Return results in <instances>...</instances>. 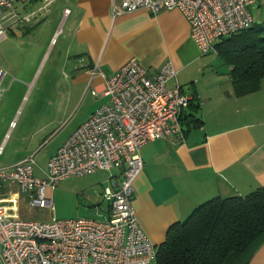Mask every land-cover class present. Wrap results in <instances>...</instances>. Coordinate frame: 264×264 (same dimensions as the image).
<instances>
[{
  "label": "crops",
  "instance_id": "1",
  "mask_svg": "<svg viewBox=\"0 0 264 264\" xmlns=\"http://www.w3.org/2000/svg\"><path fill=\"white\" fill-rule=\"evenodd\" d=\"M17 2L13 8L19 14L33 10V18L38 13L40 17H54L55 25L41 48L59 40V54H63L62 62L69 73L68 83L57 84L58 91L36 95L25 111H15L5 122L6 130L0 137L2 153L8 143L6 131L14 135L7 166L35 154L37 164L45 167L48 158L76 129L63 134L69 101H83L84 93L97 98L88 106L87 119L107 101L99 94L103 85L100 73L110 76L131 58L155 72L169 60L176 76L168 85H179L192 101L181 114L183 138H157L140 148L142 169L133 180L132 207L152 244L160 245L169 227L184 220L200 203L215 197L245 196L264 187V79L257 91L236 95L230 67L217 53L199 51L191 39L189 23L178 9H139L112 16V6L121 0H53L48 10L40 13L41 0ZM66 8L69 13L64 15ZM62 19L64 27L58 34L57 24ZM22 25L25 23L6 32ZM39 32L35 29L28 35L36 37ZM209 54L216 55L226 71L219 70ZM92 89L97 93L91 94ZM120 172L113 170L118 178ZM106 187L89 186L90 204L103 203L101 194ZM9 196L10 192H2L0 204ZM223 264H264V236L244 251L230 254Z\"/></svg>",
  "mask_w": 264,
  "mask_h": 264
},
{
  "label": "built area",
  "instance_id": "2",
  "mask_svg": "<svg viewBox=\"0 0 264 264\" xmlns=\"http://www.w3.org/2000/svg\"><path fill=\"white\" fill-rule=\"evenodd\" d=\"M0 0V39L6 30L29 22L36 11L19 14L15 2ZM256 0H121L112 16L139 9L157 12L178 9L187 19L191 39L202 54L216 53L215 44L250 27L251 5ZM53 0H41L37 11H47ZM64 15L69 9H64ZM5 70L0 67V83ZM93 74L96 70H93ZM103 77L107 101L72 131L45 167L29 154L0 168V193L10 192L0 204V264H151L157 246L143 231L134 209V181L142 167L140 148L157 138H183L179 114L191 96L168 82L176 69L168 60L155 72L131 58L118 71ZM1 91V88H0ZM97 93L95 89L91 94ZM0 146V152H1ZM120 169V178L113 170ZM108 172V186L101 194L106 209L95 205L103 219L93 217L42 221L16 214V191L31 207L52 208L51 192L60 180ZM38 170L40 173H35Z\"/></svg>",
  "mask_w": 264,
  "mask_h": 264
},
{
  "label": "rangeland",
  "instance_id": "3",
  "mask_svg": "<svg viewBox=\"0 0 264 264\" xmlns=\"http://www.w3.org/2000/svg\"><path fill=\"white\" fill-rule=\"evenodd\" d=\"M16 3V2H15ZM19 7V3L15 4ZM31 9V7H27ZM22 10V9H20ZM253 23L264 22V0H256L250 7ZM40 13L44 11H38ZM39 14V13H38ZM31 21L26 22L25 26L16 27L13 31L6 32V37L0 39V66L7 72L2 77V90L0 91V137L6 130V123L15 113L25 111L32 99L39 94H53L58 91L59 85L68 82L67 76L69 69L63 64L62 55L59 54L60 41H53L51 46L41 48L45 44L49 31L55 25L54 17H40L38 15ZM40 22L37 26L36 23ZM35 26V27H34ZM63 19L57 24L58 34L63 30ZM40 30L36 37L28 34L33 30ZM13 32V33H11ZM54 44V46H53ZM209 56L217 61L219 70L226 71V66L222 65L220 59L213 54ZM11 86V90H7ZM84 99L74 98L69 101V116L66 119L64 133L70 132L79 123L87 119L89 105H93L97 98L84 93ZM82 101V102H81ZM72 109V110H71ZM7 145L3 153L0 152V168L6 167L11 163L10 148L13 144L14 135L6 131ZM108 172L96 169L95 172L83 176H69L56 183L51 192L52 208L31 207L26 203L24 194L16 191L14 199H17L16 214L22 219H36L47 221L51 218L67 219L78 217H93L103 219L100 213L105 209L106 202L101 203L97 210L90 204L89 186L98 188L108 186ZM1 194V193H0ZM92 203V202H91ZM95 204V203H94ZM154 264V262L152 263Z\"/></svg>",
  "mask_w": 264,
  "mask_h": 264
},
{
  "label": "trees",
  "instance_id": "4",
  "mask_svg": "<svg viewBox=\"0 0 264 264\" xmlns=\"http://www.w3.org/2000/svg\"><path fill=\"white\" fill-rule=\"evenodd\" d=\"M251 24L215 44L216 53L230 67L238 96L257 91L264 79V22ZM262 236L264 187L245 196L215 197L169 227L157 246L155 264H223Z\"/></svg>",
  "mask_w": 264,
  "mask_h": 264
}]
</instances>
